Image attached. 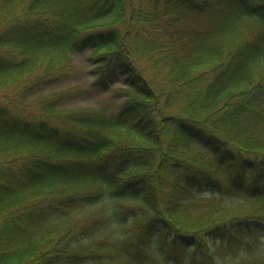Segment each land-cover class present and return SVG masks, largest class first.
Listing matches in <instances>:
<instances>
[{"label": "trees", "instance_id": "1", "mask_svg": "<svg viewBox=\"0 0 264 264\" xmlns=\"http://www.w3.org/2000/svg\"><path fill=\"white\" fill-rule=\"evenodd\" d=\"M86 49L115 111L54 90ZM260 239L264 0H0V264H264Z\"/></svg>", "mask_w": 264, "mask_h": 264}, {"label": "rangeland", "instance_id": "2", "mask_svg": "<svg viewBox=\"0 0 264 264\" xmlns=\"http://www.w3.org/2000/svg\"><path fill=\"white\" fill-rule=\"evenodd\" d=\"M95 57L96 54L93 49H86L74 54L72 70L63 83L54 90L68 92V97L64 102L66 106L81 108L108 106L111 111H115L120 103L128 98L131 93L120 79L110 81L108 87L100 84L98 79L104 76L99 71ZM202 190L203 188H201ZM202 192L205 193L206 189ZM247 240L238 243L243 247L248 244L249 241ZM262 240L258 241L256 250L264 255V243ZM155 247L158 250L163 248L161 242L155 244Z\"/></svg>", "mask_w": 264, "mask_h": 264}]
</instances>
